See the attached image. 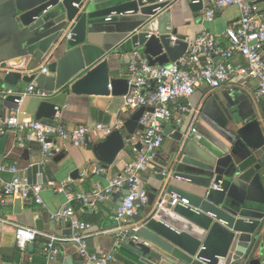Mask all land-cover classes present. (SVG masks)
<instances>
[{
  "label": "crops",
  "instance_id": "1",
  "mask_svg": "<svg viewBox=\"0 0 264 264\" xmlns=\"http://www.w3.org/2000/svg\"><path fill=\"white\" fill-rule=\"evenodd\" d=\"M254 1L264 13V0ZM13 2L14 0H0V117L14 114L19 121H37L39 104L48 101L65 107L61 108L56 118H41L39 121L43 124L61 123L67 130L76 127L94 129L100 124L106 129L121 132L125 137L127 133L124 123L133 114L124 109L123 96L74 95L59 90L46 100L24 96L19 105L13 104L11 97L24 93L29 84L34 83L38 89L42 87L40 71L46 67L44 62L39 63L26 52L14 20ZM189 4L190 0H176L172 5L171 26L175 34L182 38L192 39L203 32L221 36L226 28L239 18L237 7L232 6L216 9L213 21L207 22L203 18L202 10L194 13ZM142 23L140 16L127 15L116 23L96 26L89 34V44L85 48L84 57L89 68L99 61L107 60L110 76L125 79L129 54L133 49L131 38ZM233 64L236 67L246 65L238 56L233 59ZM7 71L19 72L27 78L34 76V79L31 82L19 81L15 88L7 89L2 82V77ZM229 88L235 89V93L231 94ZM255 90L256 81L243 76L231 78L217 90L196 89L189 99L195 111L193 121L191 116H186L182 130L186 131L188 126L192 125L201 136L213 142L223 155L219 158L213 157L185 135L180 144L165 137L154 163L156 167L168 163L167 168L173 171H194L206 176L218 174L231 181L224 196L237 209L243 211L248 220L260 222L256 230V252L245 262L232 264H250L252 259H256L257 264H264V147L253 151L237 137V131L251 120L256 119L264 126V102L255 100ZM6 136L7 141L1 155L3 162L15 165L23 175L31 165L42 164L49 179L47 183L42 184L44 187L41 198L44 207L34 203L24 204L18 198H8L0 204V264H81V258L74 245L59 242L60 239L68 238L67 227L50 220L51 213L67 207L65 194L59 189L64 183H70L72 190L87 193L96 185H106L136 160L137 153L133 150V142L124 141V147L114 162L103 168L96 160L92 147L105 137L103 133L94 130L88 135L84 147L67 145L57 154L62 155L58 161H45L39 145L33 141L21 149L16 146L10 134ZM140 177L148 195L154 194V190L160 185L156 174L147 171ZM0 178L8 181L11 175L2 173ZM49 183L53 185L49 186ZM211 187L221 193L218 187ZM158 196L159 194H156V200ZM119 198L118 194L114 195L110 200L99 202L93 208L80 203L71 205L77 218L90 225L86 231L89 252L112 253L116 263L122 262L123 257H128L125 249L116 247L118 240L114 234L118 226L115 212ZM146 209L147 205L139 207V215ZM17 226L34 231L31 242L22 253L16 247ZM51 238L57 239L55 244L60 250L55 261H48L42 254Z\"/></svg>",
  "mask_w": 264,
  "mask_h": 264
},
{
  "label": "water",
  "instance_id": "2",
  "mask_svg": "<svg viewBox=\"0 0 264 264\" xmlns=\"http://www.w3.org/2000/svg\"><path fill=\"white\" fill-rule=\"evenodd\" d=\"M176 1V0H175ZM174 1V2H175ZM77 0H14V20L21 33L26 52L39 63H45L47 74L42 77L40 89L52 94L59 90L74 95L124 96L127 80L110 76L107 60L99 61L89 68L84 57L89 44L88 36L101 24L116 23L127 15L140 16V32L133 35L132 44L138 43L152 65L169 64L178 60L186 50V44L179 42L170 47L163 34H169L172 20L171 0H83L74 8ZM197 13L201 3L189 4ZM152 34L146 40V35ZM172 33H175L173 30ZM156 35H161L157 38ZM163 49L165 52H163ZM169 66V65H167ZM30 78L16 71H7L2 82L7 89L15 88L19 81L31 82ZM111 86L109 91L108 86ZM14 97H11L13 101ZM58 105L42 101L36 112V120L51 119ZM143 109L133 114L124 123L127 135L112 131L103 141L93 145L92 152L103 168L111 165L123 149L124 141L130 140L142 127L138 120ZM164 127L165 137L177 144L182 143L185 130ZM190 139L201 149L219 158L223 152L210 140L198 133ZM237 137L247 148L256 151L264 147V126L256 119L244 123L237 131ZM7 136L0 138V155ZM138 150L140 145H136ZM62 155H55L58 161ZM168 163L160 164L153 171L160 183L154 194L148 197L147 209L138 215L142 227L138 231L141 243L134 245L127 237L114 231L118 248L125 249L128 257L122 262L111 264H223L242 263L255 252L258 220H248L243 211L237 209L224 196L231 181L221 175H201L194 171L171 170ZM167 169V174L162 170ZM29 184H45L49 176L42 164H34L25 171ZM216 186L221 193L211 189ZM156 194H159L156 200ZM186 199L188 203L171 206L172 196ZM166 204L158 208L162 200ZM118 206V204H117ZM116 206V207H117ZM128 236V234L126 235ZM250 264H257L252 259Z\"/></svg>",
  "mask_w": 264,
  "mask_h": 264
},
{
  "label": "built area",
  "instance_id": "3",
  "mask_svg": "<svg viewBox=\"0 0 264 264\" xmlns=\"http://www.w3.org/2000/svg\"><path fill=\"white\" fill-rule=\"evenodd\" d=\"M162 1L158 0L159 3ZM174 1L171 0V2ZM82 2L83 0H77L72 6L79 8ZM190 3H201L203 18L207 22L213 21L216 9L232 6L237 7L239 18L229 25L221 36L203 32L192 39L182 38L172 33L171 26L169 28L171 32L163 34L169 46L175 47L179 42L186 44L184 54L173 63L152 65L139 44L133 45L126 66L125 79L128 88L123 96V105L124 109L132 114L143 109L138 120L142 130L136 132L140 150H135V133L128 140L133 142V150L137 153V158L133 164L125 167L106 185H96L87 193L74 191L70 183H64L59 191L65 194L67 207L50 214L51 221L65 225L69 230L68 238L60 239L59 242L74 245L81 258V264H111L114 262V256L112 253L89 252L86 231L90 225L77 218L71 205L80 203L93 208L97 203L108 201L118 194L120 198L115 212V220L118 224L116 231L122 237H127L128 241L134 245L140 244L141 241L137 235L143 224L141 219L138 220V210L139 207L147 205L149 197L140 175L147 171H154L156 168L154 163L157 152L165 139L163 128L174 127L173 131L182 129L186 116H191L193 121L195 111L189 99L196 89L217 90L226 85L231 78L243 76L256 81L253 97L255 100L264 102V13L254 0H190ZM139 32L140 29L133 35ZM151 36V33L146 35V40ZM160 36L156 35L157 38ZM163 52H165L164 49ZM236 56L246 63L244 67L234 66L233 59ZM40 73L46 75V67H43ZM108 89L111 91L110 85ZM229 92L234 94L235 89L229 88ZM52 95L53 93L49 94L31 83L24 93L14 97L13 104L19 105L24 96H35L46 100ZM64 107L55 108L54 118L58 117L59 111ZM93 130L103 133L105 138L112 132L111 129H106L100 124L94 129L76 127L67 130L61 123L47 125L40 121H19L14 114L5 118L0 117V138L10 134L16 146L21 149L25 148L28 142L37 143L45 161L53 159L67 145L84 147L88 135ZM184 135L188 138L199 137L192 125L188 126ZM167 172V169L162 170L163 174ZM2 173L10 174L11 178L8 181L0 178V204L8 198H18L24 204L34 203L44 207L41 198L44 186L29 184L22 171L13 164L3 162L0 155V175ZM177 203L186 205L188 201L179 200L173 195L170 205L174 206ZM165 204L166 200L163 199L158 204V208ZM33 235L34 231L31 229L21 226L15 228L16 247L19 252L26 250ZM55 241L57 239L51 238L43 250L42 254L48 261H55L60 253ZM119 243L120 240L116 243V247Z\"/></svg>",
  "mask_w": 264,
  "mask_h": 264
}]
</instances>
